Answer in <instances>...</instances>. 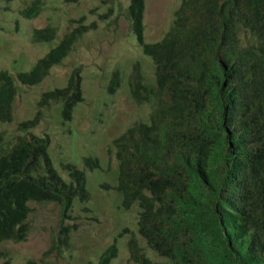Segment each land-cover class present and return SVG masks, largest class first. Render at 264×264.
<instances>
[{
    "label": "trees",
    "instance_id": "trees-1",
    "mask_svg": "<svg viewBox=\"0 0 264 264\" xmlns=\"http://www.w3.org/2000/svg\"><path fill=\"white\" fill-rule=\"evenodd\" d=\"M99 1L111 9L115 0ZM127 1L132 32L151 58L155 78L147 83L138 62L128 76L133 100L151 103V110L147 121L112 140L116 189L122 207L138 206L137 232L165 261L152 260L135 233L124 229L119 236L128 234L129 258L137 264H264V0H181L156 41H145V0ZM40 8L34 0L21 14L32 18ZM85 18L70 19L69 30L17 80L40 83L96 28ZM31 33L33 41L49 42L56 28L34 27ZM80 71L73 68L65 86L41 94L34 116L18 124L21 133L6 140L0 131V247L29 236L30 203L56 204L63 221L76 199L90 197L84 171L62 164L69 177L64 180L48 153V135L29 131L52 101L62 103L64 120L71 119L83 99ZM120 80L115 70L109 93ZM16 94L15 77L1 70L0 122L12 120ZM83 161L89 169L99 167L96 157ZM77 226L62 224L43 256L71 247ZM117 252L114 240L99 264H109ZM26 264L52 263L41 258Z\"/></svg>",
    "mask_w": 264,
    "mask_h": 264
},
{
    "label": "rangeland",
    "instance_id": "rangeland-1",
    "mask_svg": "<svg viewBox=\"0 0 264 264\" xmlns=\"http://www.w3.org/2000/svg\"><path fill=\"white\" fill-rule=\"evenodd\" d=\"M34 0H0V71L6 70L15 77L17 94L9 122H0L5 139L21 133L18 124L36 113L37 101L45 91L65 86L71 70L80 68L83 99L72 112L70 120L62 117V103L52 101L41 108L40 120L29 131L48 135V153L53 165L64 180L69 181L62 164L72 163L83 170L89 199L74 201L73 208L61 221V210L56 204L30 203L31 232L19 242L8 241L0 247L11 264H26L28 259L41 258L52 264H99L103 251L116 240L118 252L109 264H137L129 258L126 241L128 234L119 236L124 229L133 231L142 251L155 261H165L145 243L137 232L138 206L126 209L121 205V193L116 189L117 158L112 140L137 121H147L151 103L137 104L131 97L128 76L138 62L144 80L154 81V66L138 44L127 13V0H115L112 8L99 0H39L40 11L26 18L21 11ZM181 0H145V41L162 38L172 23L174 10ZM85 14L84 23L96 22V28L84 33L67 56L54 65L38 84L23 85L16 74L29 70L65 34L70 19ZM53 25L54 40L33 41L32 28ZM115 70H119L120 86L113 93L108 84ZM99 160V167L89 169L83 158ZM78 223L71 231V247L56 250L43 256L52 238L62 224Z\"/></svg>",
    "mask_w": 264,
    "mask_h": 264
}]
</instances>
